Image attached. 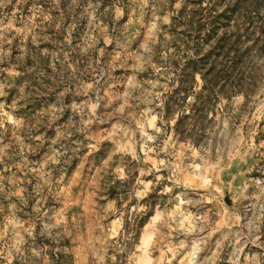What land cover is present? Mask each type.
Wrapping results in <instances>:
<instances>
[{
    "label": "rangeland",
    "instance_id": "obj_1",
    "mask_svg": "<svg viewBox=\"0 0 264 264\" xmlns=\"http://www.w3.org/2000/svg\"><path fill=\"white\" fill-rule=\"evenodd\" d=\"M0 264H264V0H0Z\"/></svg>",
    "mask_w": 264,
    "mask_h": 264
},
{
    "label": "trees",
    "instance_id": "obj_2",
    "mask_svg": "<svg viewBox=\"0 0 264 264\" xmlns=\"http://www.w3.org/2000/svg\"><path fill=\"white\" fill-rule=\"evenodd\" d=\"M228 70L229 68L224 70H218V72H214V73L211 72L209 74V94L220 95V93L221 94L223 93V91L221 90L218 91L216 89L217 87L219 88V85L221 84L222 81H225L230 78V75H228Z\"/></svg>",
    "mask_w": 264,
    "mask_h": 264
}]
</instances>
